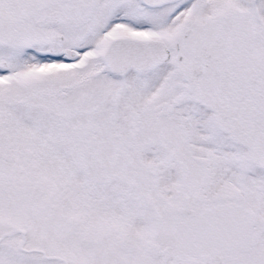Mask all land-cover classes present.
Returning <instances> with one entry per match:
<instances>
[{
	"label": "snow or ice",
	"instance_id": "obj_1",
	"mask_svg": "<svg viewBox=\"0 0 264 264\" xmlns=\"http://www.w3.org/2000/svg\"><path fill=\"white\" fill-rule=\"evenodd\" d=\"M0 264H264V0H0Z\"/></svg>",
	"mask_w": 264,
	"mask_h": 264
}]
</instances>
